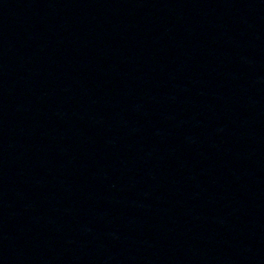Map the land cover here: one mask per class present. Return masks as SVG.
<instances>
[{"label": "water", "instance_id": "1", "mask_svg": "<svg viewBox=\"0 0 264 264\" xmlns=\"http://www.w3.org/2000/svg\"><path fill=\"white\" fill-rule=\"evenodd\" d=\"M0 264H264V0H0Z\"/></svg>", "mask_w": 264, "mask_h": 264}]
</instances>
